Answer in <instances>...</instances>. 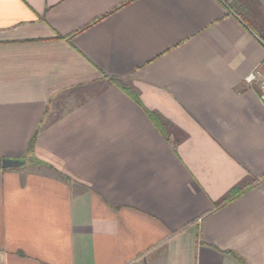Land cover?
Listing matches in <instances>:
<instances>
[{
    "label": "crops",
    "instance_id": "0c3cea01",
    "mask_svg": "<svg viewBox=\"0 0 264 264\" xmlns=\"http://www.w3.org/2000/svg\"><path fill=\"white\" fill-rule=\"evenodd\" d=\"M256 7L0 0V264H264Z\"/></svg>",
    "mask_w": 264,
    "mask_h": 264
},
{
    "label": "built area",
    "instance_id": "2783aa9c",
    "mask_svg": "<svg viewBox=\"0 0 264 264\" xmlns=\"http://www.w3.org/2000/svg\"><path fill=\"white\" fill-rule=\"evenodd\" d=\"M264 47V43H262ZM244 83L247 85H252L255 82H258V91H259V99L264 102V74H260L258 72H250L243 79Z\"/></svg>",
    "mask_w": 264,
    "mask_h": 264
},
{
    "label": "trees",
    "instance_id": "16d2710c",
    "mask_svg": "<svg viewBox=\"0 0 264 264\" xmlns=\"http://www.w3.org/2000/svg\"><path fill=\"white\" fill-rule=\"evenodd\" d=\"M119 86H121V89H123L125 92H127L132 98L136 99V97L131 94V90L128 89V87H126V86L123 87V85H119ZM153 119H155V118L153 117ZM35 139H36V133L33 134L31 139L29 140V143H28V146H27V153L32 151ZM0 162H1V159H0ZM240 193H241V191L235 192L232 196L229 197V199L224 200L222 203H225L226 201L230 200L231 198L235 197L236 195H239Z\"/></svg>",
    "mask_w": 264,
    "mask_h": 264
},
{
    "label": "water",
    "instance_id": "95a60500",
    "mask_svg": "<svg viewBox=\"0 0 264 264\" xmlns=\"http://www.w3.org/2000/svg\"><path fill=\"white\" fill-rule=\"evenodd\" d=\"M22 164L23 162H20L18 160H2L1 161V167L3 169L19 167Z\"/></svg>",
    "mask_w": 264,
    "mask_h": 264
},
{
    "label": "rangeland",
    "instance_id": "374dc122",
    "mask_svg": "<svg viewBox=\"0 0 264 264\" xmlns=\"http://www.w3.org/2000/svg\"><path fill=\"white\" fill-rule=\"evenodd\" d=\"M255 13H257V14L260 13V14H261L260 16H261V18H262V20H263V18H264V17H263V10H260L258 7H256V8H255Z\"/></svg>",
    "mask_w": 264,
    "mask_h": 264
}]
</instances>
